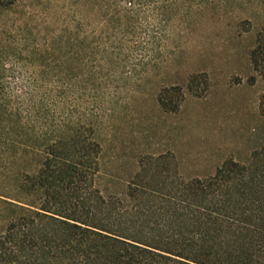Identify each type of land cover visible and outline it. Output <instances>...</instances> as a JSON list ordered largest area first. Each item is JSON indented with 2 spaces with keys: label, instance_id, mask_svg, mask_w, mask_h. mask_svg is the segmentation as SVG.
Wrapping results in <instances>:
<instances>
[{
  "label": "trees",
  "instance_id": "1",
  "mask_svg": "<svg viewBox=\"0 0 264 264\" xmlns=\"http://www.w3.org/2000/svg\"><path fill=\"white\" fill-rule=\"evenodd\" d=\"M97 3L103 25L67 29L62 39L60 88L51 89L49 112L15 107L0 76V264H264L259 161L226 160L216 174L167 193L131 183L125 193L103 187L107 117L160 69L163 26L200 2ZM149 11L160 27L144 23ZM251 59L264 74V25ZM263 155L264 148L255 156Z\"/></svg>",
  "mask_w": 264,
  "mask_h": 264
},
{
  "label": "rangeland",
  "instance_id": "2",
  "mask_svg": "<svg viewBox=\"0 0 264 264\" xmlns=\"http://www.w3.org/2000/svg\"><path fill=\"white\" fill-rule=\"evenodd\" d=\"M97 1L0 0V76L15 107L49 112L51 89L60 88L62 39L67 29L103 25ZM194 1L188 15L163 26L160 69L106 119L103 187L125 193L131 183L167 193L216 174L226 160L264 165V155L255 156L264 148V74L251 59L264 0ZM151 14L144 23L160 27ZM163 86L170 92L162 94Z\"/></svg>",
  "mask_w": 264,
  "mask_h": 264
}]
</instances>
